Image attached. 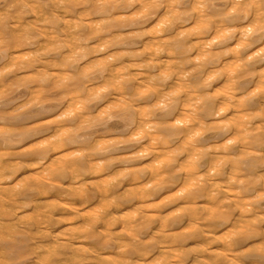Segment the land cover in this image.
Returning <instances> with one entry per match:
<instances>
[{"label": "clouds", "instance_id": "1", "mask_svg": "<svg viewBox=\"0 0 264 264\" xmlns=\"http://www.w3.org/2000/svg\"><path fill=\"white\" fill-rule=\"evenodd\" d=\"M0 264H264V0H0Z\"/></svg>", "mask_w": 264, "mask_h": 264}]
</instances>
